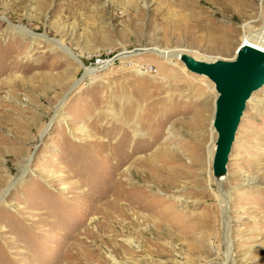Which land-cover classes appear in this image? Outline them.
I'll list each match as a JSON object with an SVG mask.
<instances>
[{
  "label": "rangeland",
  "instance_id": "rangeland-1",
  "mask_svg": "<svg viewBox=\"0 0 264 264\" xmlns=\"http://www.w3.org/2000/svg\"><path fill=\"white\" fill-rule=\"evenodd\" d=\"M263 22L264 0H0V264H264V85L217 183L212 83L144 51L231 59Z\"/></svg>",
  "mask_w": 264,
  "mask_h": 264
},
{
  "label": "water",
  "instance_id": "water-1",
  "mask_svg": "<svg viewBox=\"0 0 264 264\" xmlns=\"http://www.w3.org/2000/svg\"><path fill=\"white\" fill-rule=\"evenodd\" d=\"M144 51L160 58L165 56L164 53H158L155 47L146 48ZM166 56L179 61L187 72L203 76L213 85L214 98L210 124L215 138L210 168L214 180H221L226 175V165L246 103L251 94L264 85V49L240 42L235 47L231 59L203 60L183 50L169 52ZM90 74V71H84L65 95Z\"/></svg>",
  "mask_w": 264,
  "mask_h": 264
},
{
  "label": "bare ground",
  "instance_id": "bare-ground-1",
  "mask_svg": "<svg viewBox=\"0 0 264 264\" xmlns=\"http://www.w3.org/2000/svg\"><path fill=\"white\" fill-rule=\"evenodd\" d=\"M262 20V19H261ZM263 24H264V22H263ZM262 27V26H261ZM19 29H21L22 30V27H19ZM23 29H25V28H23ZM24 33H30L31 35L32 34H34L33 32H30V31H27V30H24ZM258 34H259V37H255L254 39H253V42L250 44V45H253V46H255V47H258V48H261V49H264V26L262 27V29L258 32ZM56 44H57V46L58 47H62V48H64L63 47V45L60 43V42H58V41H56L55 42ZM156 48V47H155ZM157 49V52L158 53H161V54H169L168 52H165V51H163V50H158V48H156ZM65 50H68V49H66L65 48ZM175 51H178L177 49L176 50H171V52H175ZM69 52V51H68ZM127 52V51H126ZM126 52H122V54H125ZM170 52V51H169ZM157 54V53H156ZM71 56L76 60V61H80L81 62V60L77 57V56H74L73 54H71ZM125 56V55H124ZM111 60V59H110ZM110 60H107V61H103L101 64L99 63V65L98 66H94V67H92V68H88V69H86L87 71H94V70H99V69H101L103 66L105 67V66H107V65H109L111 62H110ZM82 64V63H81ZM83 65V64H82ZM85 70V71H86ZM252 95H253V93L251 94V97L248 99V101L252 98ZM249 180H251V179H249ZM220 181L221 180H216V182L217 183H220ZM246 181H248V180H246ZM220 193L221 194H223V197H225L224 198V202H223V210H222V214H223V227H224V240H225V243H226V245L228 246V250H227V254H228V257H227V259H231V256L229 257V255H230V253H231V248H230V240H229V227H228V225H229V218H228V214H227V198L228 197H226V196H224V191L222 190V189H220ZM225 194L227 195L228 193L227 192H225ZM229 252V253H228Z\"/></svg>",
  "mask_w": 264,
  "mask_h": 264
},
{
  "label": "built area",
  "instance_id": "built-area-1",
  "mask_svg": "<svg viewBox=\"0 0 264 264\" xmlns=\"http://www.w3.org/2000/svg\"><path fill=\"white\" fill-rule=\"evenodd\" d=\"M98 61H99V59H96V60H95V62H98ZM102 62H103V61H102ZM102 62H101V63H102ZM141 67H142V65H141ZM143 68H144V67H143ZM145 68H148V70H150V71H151V70L154 71V69H153L151 66H145Z\"/></svg>",
  "mask_w": 264,
  "mask_h": 264
}]
</instances>
